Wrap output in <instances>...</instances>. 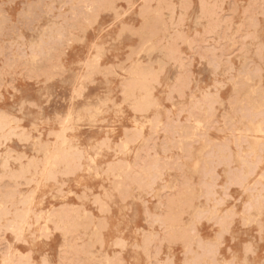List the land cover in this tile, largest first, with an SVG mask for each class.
<instances>
[{
	"label": "rangeland",
	"instance_id": "374dc122",
	"mask_svg": "<svg viewBox=\"0 0 264 264\" xmlns=\"http://www.w3.org/2000/svg\"><path fill=\"white\" fill-rule=\"evenodd\" d=\"M4 262L264 264V0H0Z\"/></svg>",
	"mask_w": 264,
	"mask_h": 264
},
{
	"label": "bare ground",
	"instance_id": "6f19581e",
	"mask_svg": "<svg viewBox=\"0 0 264 264\" xmlns=\"http://www.w3.org/2000/svg\"><path fill=\"white\" fill-rule=\"evenodd\" d=\"M254 136H256V135H254ZM249 179V178H248ZM253 197V196H252ZM26 213V212H25ZM29 216V215H28ZM29 219V218H28ZM30 220V219H29ZM25 223V222H24ZM22 226V225H21ZM4 264H5V262H4Z\"/></svg>",
	"mask_w": 264,
	"mask_h": 264
}]
</instances>
